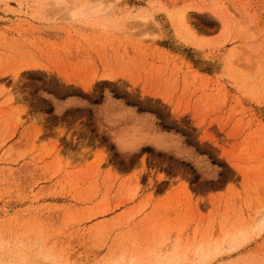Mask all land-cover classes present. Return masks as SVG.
Wrapping results in <instances>:
<instances>
[{
  "label": "rangeland",
  "instance_id": "1",
  "mask_svg": "<svg viewBox=\"0 0 264 264\" xmlns=\"http://www.w3.org/2000/svg\"><path fill=\"white\" fill-rule=\"evenodd\" d=\"M0 264H264V0H0Z\"/></svg>",
  "mask_w": 264,
  "mask_h": 264
},
{
  "label": "bare ground",
  "instance_id": "2",
  "mask_svg": "<svg viewBox=\"0 0 264 264\" xmlns=\"http://www.w3.org/2000/svg\"><path fill=\"white\" fill-rule=\"evenodd\" d=\"M78 11H79V10H78ZM80 12H81V11H80ZM74 15L77 16V13L74 14ZM180 20H181L183 23H185V22H184V20H185V15H184V14H182V15L180 16Z\"/></svg>",
  "mask_w": 264,
  "mask_h": 264
}]
</instances>
